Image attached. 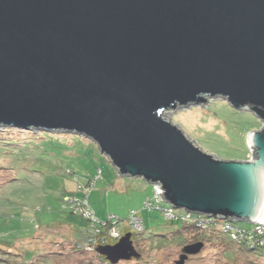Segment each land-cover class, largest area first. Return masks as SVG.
<instances>
[{
	"label": "water",
	"instance_id": "95a60500",
	"mask_svg": "<svg viewBox=\"0 0 264 264\" xmlns=\"http://www.w3.org/2000/svg\"><path fill=\"white\" fill-rule=\"evenodd\" d=\"M209 97L264 122V0H0V126L87 137L174 208L264 223V123L228 160L166 117ZM133 236L97 251L141 258Z\"/></svg>",
	"mask_w": 264,
	"mask_h": 264
},
{
	"label": "rangeland",
	"instance_id": "374dc122",
	"mask_svg": "<svg viewBox=\"0 0 264 264\" xmlns=\"http://www.w3.org/2000/svg\"><path fill=\"white\" fill-rule=\"evenodd\" d=\"M166 117L180 125L202 149L228 160L251 158L248 133L260 129L264 123L252 111L237 110L221 97H209L202 104L178 107L167 112ZM7 127L0 126V264H107L91 249H87V254L61 253L63 244L69 251L76 241L79 242L77 246L93 247L88 246L92 242L88 236L89 222L63 209L62 197L78 192L88 178L97 176L99 169H102V177L90 192V204L96 215L101 219L110 214L125 218L130 210H141L146 228L142 233H134L133 237L141 258L121 260L117 264H176L183 246L196 240L194 232L185 229L182 223L165 220L160 210L143 209L144 200L153 195V185L141 177L121 176L93 140L61 131L54 132L60 135L58 139L40 130H34L40 131L38 134L33 131L20 133L7 131ZM36 135L45 139L35 140L32 143L36 146H27L22 151L5 144L13 138L34 140ZM76 175L79 180L75 179ZM82 192L87 193V187ZM52 221L53 225L40 226ZM34 222L36 229L32 240L24 228L32 229ZM55 223L64 225L55 229ZM14 227L18 230L13 231ZM95 236L92 234V239ZM19 239L39 241L44 249L26 251L25 244L20 251L23 257H20L15 254L23 241ZM9 240L15 249L8 251L1 243ZM55 242L63 243L57 259L52 254L37 256L44 250L57 249ZM235 245L225 235L211 237L205 240L199 253L189 255L185 264H264V251L239 252Z\"/></svg>",
	"mask_w": 264,
	"mask_h": 264
},
{
	"label": "built area",
	"instance_id": "2783aa9c",
	"mask_svg": "<svg viewBox=\"0 0 264 264\" xmlns=\"http://www.w3.org/2000/svg\"><path fill=\"white\" fill-rule=\"evenodd\" d=\"M153 185V195L148 196L144 203L143 209L150 211L160 210L165 218L169 222H182L194 226L199 231H208L213 227H218L220 231L224 234L230 236V238L237 244H245L252 246H264V223L257 222L253 228H245L240 226L235 220H229L222 217H214L209 214H198L193 213L184 209H177L174 206L168 204L164 198L158 192V184ZM85 193V192H84ZM64 207H72L74 212H81V214L90 218L91 225L96 226L95 222L99 220L93 214V211L89 208L88 203L83 199V201H77L72 196L64 197ZM109 219L111 224L109 228L105 230V234L99 236V230L95 229L88 232L91 236V243L88 246L93 245L92 248L83 247L86 251L91 249L97 252V248L100 245L114 244L127 232L132 233H142L145 231L144 219L141 215V210L132 209L130 210L127 218L121 220L116 215H110ZM122 221V223H121ZM122 225L124 228H122ZM92 226V227H93ZM129 229L128 231L126 229ZM92 234H96L95 238L92 239ZM94 240V244H93ZM110 264L107 260L104 262Z\"/></svg>",
	"mask_w": 264,
	"mask_h": 264
},
{
	"label": "trees",
	"instance_id": "16d2710c",
	"mask_svg": "<svg viewBox=\"0 0 264 264\" xmlns=\"http://www.w3.org/2000/svg\"><path fill=\"white\" fill-rule=\"evenodd\" d=\"M10 130H15V131H19L20 133H23V132H25V131H33L34 132V130H24V129H20V128H14V127H7V131H10ZM41 131V130H40ZM40 131L39 132H34V133H36V134H38V133H40ZM43 132H48L49 133V136H51V137H53V138H58V139H60V135L59 134H55L53 131H43ZM69 134H73V133H69ZM7 138V137H6ZM39 139H45V137H42V136H39V135H36V138L34 139V140H32V139H27V138H13V139H11L12 141H10V143H5L6 145H9V146H11V147H13V148H15V149H26V148H28L27 146H34L35 144L34 143H32V142H35V140H39ZM9 141V140H8ZM36 146V145H35ZM22 151V150H21ZM70 170V169H69ZM70 172H72L71 170H70ZM102 177V169H99L98 170V174H97V176L94 178V177H92V178H88V180H87V182H86V184L85 185H81L80 187H79V190H78V192H74V193H66V194H64L63 195V199H64V197L65 196H71V194H74L73 195V197L77 200V201H83V199H85V201L88 203V206H89V208L93 211V214H94V216L96 217V219H98L99 221L98 222H95V224H96V226L94 227L93 225H91V219L90 218H88V217H86L85 215H83V214H81V212H74V209L72 208V207H67V208H65L64 207V200H63V203H62V208L63 209H65V210H67V211H69L70 213H72V214H74V215H77V216H82L83 218H85L88 222H89V224H90V229H89V231H88V229H86L85 231H88V232H91L92 231V229L94 230L95 229V231L98 229L99 230V236H102L103 234H105L104 232H105V230H107L108 228H109V224H111V220L109 219V216L110 215H113V214H110V215H108V217L107 218H105V219H101L100 217H98L97 215H96V212H95V210L93 209V207L91 206V204H90V192L92 191V189L96 186V182L99 180V178H101ZM75 179L76 180H79V176H75ZM14 180H16V178H14ZM85 187H87V189H88V192L87 193H84V192H82L83 191V189L85 188ZM145 201V200H144ZM144 203V202H143ZM117 216V215H116ZM118 217V216H117ZM118 218H120V217H118ZM125 218H127V217H125ZM125 218H120L121 220H123V219H125ZM53 223H54V221H52V222H49V223H47V224H41L40 226H48V225H53ZM121 223H122V221H121ZM171 223H182V222H171ZM183 225H184V228L185 229H188L189 231H192V232H194V235H196L197 236V238H196V240L194 241V242H196V241H204L205 242V240L206 239H208V240H210V238L211 237H214V236H216V237H220L221 235H225V237L226 238H228V240L232 243V244H236L231 238H230V236L229 235H227V234H224V233H222L221 231H220V229L218 228V227H213V228H211V229H209L208 231H199V230H197L194 226H192V225H190V224H185V223H182ZM33 228L31 229V227H28V228H24L25 229V231H27V232H29V234H30V236H29V238L30 239H32L33 240V232H34V230L36 229V222H34L33 224ZM63 223H59V224H54V227L53 228H55V229H57L58 227H63ZM93 226V227H92ZM255 225H253V224H250V225H248V226H242V227H245V228H253ZM122 228H124V226L122 225ZM16 230H18V228H13V231H16ZM127 231L129 230L128 228L126 229ZM145 230H146V228H145ZM32 232V233H31ZM24 238V237H23ZM25 239V238H24ZM24 239H19V240H23L22 241V243L20 244V247H18L17 248V252L15 253L16 255H19L20 257H23L22 256V253L20 252V251H22L23 250V246L26 244V246H27V250L26 251H29V250H31V251H37L38 249H44V248H42L41 246H40V243H39V241H37L36 243L35 242H33V241H29V242H24ZM11 242L12 241H10L9 240V242H2L1 243V246L3 247V248H5V249H8V251H9V249H15V247L14 246H12V244H11ZM78 241H76L75 243H74V246H71V248H70V250L69 251H67V249H64V244L63 243H59V242H55V245H54V247L55 248H57V249H54V250H51V249H49V251H46V250H44L45 252H41V253H38L37 254V256L38 257H42V256H47L48 254L49 255H55L54 256V258H56V256H60V244H63V246H62V248H61V253H70V252H75V253H83V254H87V251L83 248V247H80V246H77L78 245ZM191 243V242H190ZM193 243V242H192ZM16 244V243H15ZM237 245V246H236ZM235 246L238 248V250H239V252H243V251H246L247 253H250V252H252V253H256V252H263L264 251V246H250V245H245L244 243L243 244H241V243H237ZM51 246H53V245H51ZM99 247V246H98ZM66 248V247H65ZM240 248V249H239ZM243 250V251H242ZM25 253H27V252H25ZM5 254H7V253H5ZM12 254V253H11ZM96 255H97V257L98 258H101V259H103V260H107L104 256H102L101 254H99V252L97 251L96 252ZM12 256H15V255H12ZM14 260H16V258H13ZM12 259V260H13ZM36 259V258H35ZM57 259V258H56ZM11 260V261H12ZM9 261H10V259H9ZM18 261V260H17ZM108 261V260H107ZM109 263H110V261H108ZM111 264V263H110Z\"/></svg>",
	"mask_w": 264,
	"mask_h": 264
},
{
	"label": "flooded vegetation",
	"instance_id": "af4514ba",
	"mask_svg": "<svg viewBox=\"0 0 264 264\" xmlns=\"http://www.w3.org/2000/svg\"><path fill=\"white\" fill-rule=\"evenodd\" d=\"M134 237V236H133ZM134 240V239H133ZM135 242V241H134Z\"/></svg>",
	"mask_w": 264,
	"mask_h": 264
}]
</instances>
